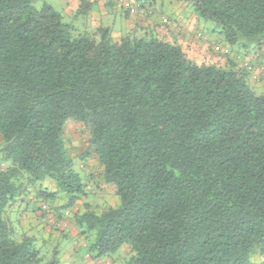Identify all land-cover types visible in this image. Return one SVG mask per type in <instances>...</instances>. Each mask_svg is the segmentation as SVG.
Instances as JSON below:
<instances>
[{
	"label": "trees",
	"instance_id": "1",
	"mask_svg": "<svg viewBox=\"0 0 264 264\" xmlns=\"http://www.w3.org/2000/svg\"><path fill=\"white\" fill-rule=\"evenodd\" d=\"M185 1L227 45L262 44L264 0ZM36 2L0 0V264H59L11 225L29 191L61 212L82 201L75 225L99 258L128 245L127 264H264V93L245 60L199 62L154 31L115 39ZM70 121L88 130L80 159L96 156L116 205L85 200Z\"/></svg>",
	"mask_w": 264,
	"mask_h": 264
},
{
	"label": "rangeland",
	"instance_id": "2",
	"mask_svg": "<svg viewBox=\"0 0 264 264\" xmlns=\"http://www.w3.org/2000/svg\"><path fill=\"white\" fill-rule=\"evenodd\" d=\"M132 4H135L138 9L141 8V4L147 3V5L152 4L155 11L158 13L156 15V20L167 21V17L176 18L181 15L178 11H175L174 4L176 7H181L186 12V17L197 16L198 25L191 30L188 28V33L192 34L193 32L202 31L206 36L211 37H220L222 42L225 41L222 39V35L219 33L220 27L217 22L205 19L195 10L193 3L187 2L185 0H126ZM44 2L50 3L57 11L64 15V20L69 23L74 24H84L83 27L87 30H95L96 27H93L92 24H87L90 21L88 20L89 14L86 16L73 17L68 14H65L63 10L66 8V3L64 0H37L36 6L40 7ZM173 6V7H172ZM120 10L115 11L111 15L103 19V25L105 27H112L115 31H122V36L127 34V29L120 19L121 16L124 17V11L127 10V7H119ZM94 10V9H93ZM184 15V13H183ZM164 18H163V17ZM125 20V18H122ZM162 19V20H161ZM95 23L97 24L98 22ZM123 24V25H122ZM113 31V30H112ZM111 31V37H114ZM140 33L142 32L139 31ZM145 33H150V30H145ZM246 46L243 48V44L240 45H228L232 50L233 54L239 52L240 56L238 61H244L252 72L253 88L257 94L264 93V75L263 68H259V61L264 62V45L259 43L258 40H247L245 41ZM227 45V44H226ZM192 53V51H191ZM193 54L188 55L192 57ZM246 57V58H245ZM203 57L200 58V61ZM245 58V59H244ZM204 60V59H203ZM250 60L253 61L250 62ZM255 62V63H254ZM264 67V65L262 66ZM65 137L67 140V147L69 149V155L75 159L76 166L78 169L83 172H87L86 181H88V189L91 190V193L88 198L85 200L88 201L91 207L95 210H101L102 207L106 205H116L117 197L115 190L112 186L105 185L101 177V168L100 164L95 155L88 157L86 160L82 161L80 159L81 155L86 153L89 147V133L88 130L80 123L70 121L67 123L65 129ZM1 140V139H0ZM1 159V156H0ZM2 164V163H1ZM0 164V166H1ZM82 166H84L82 168ZM46 185H50L46 183ZM15 210L10 207L8 209V217L11 221L12 227L17 231V233H22L27 231L28 233L33 234L37 239V245L41 250V254L45 260L49 261L53 258L54 250L59 252L58 259L59 264L66 263L68 261H73L77 264H95V260H98V255L95 252H90L89 245L93 241V238H85L84 235L80 234L78 228L75 225V213L79 211L78 208L83 209L84 205L82 201H79L77 206L67 211H59L56 208L60 203L56 202L55 204H50L45 201L43 203H38L33 192L29 191L27 195H24L23 198H19L17 201ZM58 204V205H57ZM27 206L29 207L27 209ZM44 207H49L50 212L43 214ZM58 215H62L61 218ZM132 255L131 249L128 245L123 246L115 252H112L108 255L102 256V263L100 264H127L128 259ZM65 261H63V259ZM252 259L260 260L262 257L260 255L252 256ZM104 260V261H103ZM74 262V261H73ZM104 262V263H103Z\"/></svg>",
	"mask_w": 264,
	"mask_h": 264
},
{
	"label": "crops",
	"instance_id": "3",
	"mask_svg": "<svg viewBox=\"0 0 264 264\" xmlns=\"http://www.w3.org/2000/svg\"><path fill=\"white\" fill-rule=\"evenodd\" d=\"M80 1L81 0H64V2L66 3V8L65 10H63L65 14L73 16L75 12L79 9ZM90 1L93 3V6H92V10L89 12L90 16L88 17V20L90 19L93 21H90L87 24L89 25L92 24V26L96 28L99 26H104L103 19L111 15L115 11L120 10L117 4L118 0H90ZM173 8L175 9V11L177 12L179 11L181 15L177 16L176 18H169L168 16H165L167 17L166 22L156 20V15H158V13L155 11V8H153L154 11H152V9L150 8H144V13L139 12L137 14H130L127 11H124V17L123 16L121 17L125 18V20L121 18L120 21H122L123 24L125 25V29H127L128 31L127 33L136 32L138 34H142L147 29L150 31H154L161 38L181 45L183 50L188 55L193 54L192 57L190 58H193L199 62L220 61L221 63L225 64L227 62V57H223L218 53H222L225 55H228L227 53H229L231 58L235 56H238L239 58L240 56L239 52H235L234 55L230 47H228L226 43H223L220 37L206 36L204 32L199 30L197 32H193L192 34H189L188 28L194 30L193 28L198 25L197 24L199 20L198 17L190 16L187 18L185 15L186 12L183 10V8H181L180 6L176 7L175 4ZM95 20L96 22H98L97 24L95 23ZM109 28L111 29V31L113 30L112 34L113 36H115V39H119L122 37L121 35L122 31L120 30L115 31L114 29H112V27ZM141 30L142 32L140 33L139 31ZM262 44L264 45V40ZM201 57L203 58L200 61ZM250 62L253 61L250 60ZM259 63H264V62L259 61ZM263 84L264 82L262 83V85ZM16 204L17 202L14 203L11 206V208L13 207L15 210ZM28 208L29 207L27 206V209ZM62 259L63 261H65L64 258ZM72 260L74 262L70 260L68 261L69 262L68 264H77L75 263L74 258ZM100 263H102L101 257L98 258V260H95V264H100Z\"/></svg>",
	"mask_w": 264,
	"mask_h": 264
},
{
	"label": "built area",
	"instance_id": "4",
	"mask_svg": "<svg viewBox=\"0 0 264 264\" xmlns=\"http://www.w3.org/2000/svg\"><path fill=\"white\" fill-rule=\"evenodd\" d=\"M117 3H118V6L121 7V8H123L124 6H126L127 9L130 11L131 14H137L139 12L144 13V9L143 8L138 9L135 4H132L129 1H126V0H118ZM248 69H250V68L248 67Z\"/></svg>",
	"mask_w": 264,
	"mask_h": 264
}]
</instances>
